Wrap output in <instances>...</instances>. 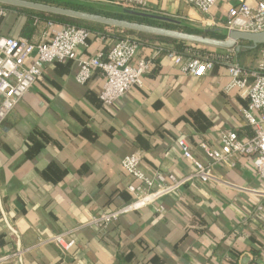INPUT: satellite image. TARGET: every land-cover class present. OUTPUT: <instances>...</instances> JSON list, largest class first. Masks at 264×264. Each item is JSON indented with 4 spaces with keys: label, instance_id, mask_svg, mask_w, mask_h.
<instances>
[{
    "label": "crops",
    "instance_id": "1",
    "mask_svg": "<svg viewBox=\"0 0 264 264\" xmlns=\"http://www.w3.org/2000/svg\"><path fill=\"white\" fill-rule=\"evenodd\" d=\"M76 1L118 8L123 0ZM146 1L149 14L201 31L224 30L201 21L221 23L234 3L219 0L204 16L185 0ZM15 20V14L0 11V29ZM113 28L91 33L77 56L105 52L118 37ZM157 43L163 44L144 42L136 51L135 61L152 59L144 85L131 87L112 106L99 99L103 74L94 71L79 84L74 62L44 64L0 125V255L16 251L6 220L18 232L22 264H264V185L251 156L214 166L219 183L194 178L153 205L125 212L114 224L85 227L92 217L131 200L126 184L137 181L120 165L125 155L142 152L140 169L148 176L180 178L194 172L176 145L180 136L207 162L198 142L218 147L222 131L254 135L242 112L247 101L236 89L225 90L229 75L219 58L194 77L165 54L156 55ZM215 49L202 56L230 54L252 67L258 55ZM74 228L73 251L63 252L48 240ZM0 264L18 262L11 257Z\"/></svg>",
    "mask_w": 264,
    "mask_h": 264
},
{
    "label": "built area",
    "instance_id": "2",
    "mask_svg": "<svg viewBox=\"0 0 264 264\" xmlns=\"http://www.w3.org/2000/svg\"><path fill=\"white\" fill-rule=\"evenodd\" d=\"M200 14L210 15L211 9L219 0H185ZM251 1V2H250ZM128 9L148 11L146 0H123L118 3ZM207 27L218 26L227 31L258 32L264 30V0H234L229 6L226 16L221 23L210 19L202 20ZM89 32L70 24H61L54 27L49 24L48 30L42 34V40L31 44L26 38H11L0 36V125L8 114L25 96V92L35 83L42 73L45 63L72 61L75 63V80L79 84L86 83L94 71L103 74L105 80L99 92V99L104 105L110 106L121 98L131 87L144 85V75L152 64L150 58H139L135 61L136 51L141 42L132 36L119 33L116 41L105 52L94 57L80 58L77 52L87 45ZM155 54L163 53L182 71L197 77L210 70L219 58L225 64L229 81L225 90L236 89L246 101L242 112L246 121L254 128V135L249 138H240L237 132L222 131L219 133L220 144L212 147L205 142H198L207 162L198 158L190 149L189 142L182 136L176 140L177 147L183 157L188 160L194 172L177 178L172 173H156L148 176L140 169L142 152H133L125 155L120 165L137 183L129 182L126 189L131 194V200L115 212L105 213L92 217L86 226L104 227L111 220L125 212L142 209L153 205L163 195L178 191L180 186L194 178L201 182L219 183L221 180L215 174V167L219 163H233L239 156L253 157V166L256 174L264 185V47L258 48V55L254 66L248 67L233 59L232 55L219 56L210 54H190L188 57L176 53L163 44H155ZM227 52H233L229 50ZM30 62L27 63V61ZM264 196V186L261 191ZM162 211V207H154ZM262 209V206H258ZM5 225L16 239V251L10 255H0V262H6L11 257L22 264L23 251L19 248L18 232L4 220ZM73 230L55 233L49 241L63 252H67L75 244L68 238Z\"/></svg>",
    "mask_w": 264,
    "mask_h": 264
},
{
    "label": "trees",
    "instance_id": "3",
    "mask_svg": "<svg viewBox=\"0 0 264 264\" xmlns=\"http://www.w3.org/2000/svg\"><path fill=\"white\" fill-rule=\"evenodd\" d=\"M39 3H49L56 6H63L67 8H71L74 10H82L88 13L97 14V15H104L107 17H112L116 19H124L129 20L136 23H143L147 25H151L154 27L160 26L163 28H167L170 30H179L182 32L190 33V34H202L208 37L212 38H219L224 39L226 37V33H224L223 30H210V31H201L198 28H194L190 25L178 22V21H170L168 19H163L158 16H155L153 14H149L148 11H141L140 9H129V11L121 10L115 7H108V6H95L88 3H84L81 1L76 0H32ZM128 9V8H127ZM0 11H6L8 13H13L16 16V20L14 21V25H9L8 28H5L2 30L0 29V36H6L11 38H18V37H24L28 40L31 44H37L41 40V36L44 31L48 30L49 24H53L54 27H59L61 24H70L75 27H82L86 29L89 32V37L91 33H100V30H102L103 27L107 26L103 23H96L84 19H76L71 18L64 15H56L52 13H48L45 11H37L29 8H21L9 4H0ZM20 19V21H19ZM20 23V26L18 28V31H13L12 28H15L18 26V23ZM113 28V27H112ZM115 31H117V34L119 35L120 32L132 36L134 39L141 43L146 42H161L165 45V47L170 48L174 50L176 53L182 54L185 57H188L190 54H200L203 55L204 53H215V51H206L205 47H203L201 44L198 43H190L186 42L180 39H173L170 37H165L161 35H153L148 34L141 31H133L128 29H122V28H113ZM89 39V38H88ZM199 45V47H198ZM261 46H258L253 49H246L241 48L239 50L238 56H248L249 54L253 53L254 51L258 50ZM213 48V47H212ZM217 50V49H215ZM99 94V93H98ZM100 95V94H99ZM113 105V104H112ZM110 105V106H112ZM253 136V135H252ZM111 213V212H107ZM117 217L114 220H111L105 224V226H108L109 224H114L118 221ZM104 226V227H105ZM73 230L71 234H69L68 238H72L75 242V244L69 249L68 251H73L76 249V241H77V229H70ZM66 232V231H64Z\"/></svg>",
    "mask_w": 264,
    "mask_h": 264
},
{
    "label": "water",
    "instance_id": "4",
    "mask_svg": "<svg viewBox=\"0 0 264 264\" xmlns=\"http://www.w3.org/2000/svg\"><path fill=\"white\" fill-rule=\"evenodd\" d=\"M83 2V1H81ZM9 4L17 7H25L37 11H45L48 13L56 14V15H64L68 16L71 18H76V19H84L96 23H103L115 28H122V29H128V30H133V31H141L145 32L148 34H153V35H161L165 37H170L173 39H180L186 42L190 43H198L201 45H206L210 47H218L221 49L225 50H233L237 53H239V50L241 48H246V49H253L258 46H263L264 47V30L263 31H258V32H244V31H227L223 30L224 33H226V37L224 39H219V38H212L208 37L202 34H190L186 32H182L179 30H170L167 28H163L160 26L154 27L151 25L143 24V23H136L132 22L129 20H124V19H116L112 17H107L104 15H97V14H92L88 13L85 11H78L74 10L71 8L63 7V6H56L53 4L49 3H39L36 1L32 0H0V4ZM86 3V2H84ZM90 4V3H88ZM94 5V4H91ZM97 6V5H95ZM118 9L125 10V11H131L127 8L124 7H118Z\"/></svg>",
    "mask_w": 264,
    "mask_h": 264
},
{
    "label": "rangeland",
    "instance_id": "5",
    "mask_svg": "<svg viewBox=\"0 0 264 264\" xmlns=\"http://www.w3.org/2000/svg\"><path fill=\"white\" fill-rule=\"evenodd\" d=\"M200 45V44H199ZM199 45H198V47H199ZM205 49H208V50H206V51H209V50H211V51H215V48H212V47H210V46H207V47H205ZM218 50V49H217Z\"/></svg>",
    "mask_w": 264,
    "mask_h": 264
}]
</instances>
